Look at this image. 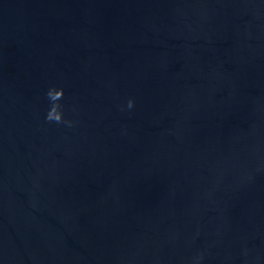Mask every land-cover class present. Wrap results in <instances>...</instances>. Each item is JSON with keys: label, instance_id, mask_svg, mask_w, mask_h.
I'll list each match as a JSON object with an SVG mask.
<instances>
[{"label": "water", "instance_id": "water-1", "mask_svg": "<svg viewBox=\"0 0 264 264\" xmlns=\"http://www.w3.org/2000/svg\"><path fill=\"white\" fill-rule=\"evenodd\" d=\"M0 264H264V0H0Z\"/></svg>", "mask_w": 264, "mask_h": 264}]
</instances>
